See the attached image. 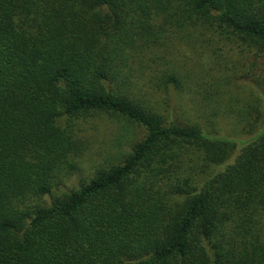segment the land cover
<instances>
[{
    "label": "trees",
    "instance_id": "trees-1",
    "mask_svg": "<svg viewBox=\"0 0 264 264\" xmlns=\"http://www.w3.org/2000/svg\"><path fill=\"white\" fill-rule=\"evenodd\" d=\"M104 118L138 131L70 185ZM0 264H264V0H0Z\"/></svg>",
    "mask_w": 264,
    "mask_h": 264
},
{
    "label": "rangeland",
    "instance_id": "rangeland-1",
    "mask_svg": "<svg viewBox=\"0 0 264 264\" xmlns=\"http://www.w3.org/2000/svg\"><path fill=\"white\" fill-rule=\"evenodd\" d=\"M182 53L183 61L189 63V71L192 72L189 77L192 78L193 82H198L203 75L205 76L206 72V69H201L198 65V62H200V53L193 52V50L186 47L183 48ZM236 61L239 64H236L232 73H235L239 77V85H241L240 89L243 93L242 97L245 100L247 98V78L243 75H245L247 71V60L238 61L237 59ZM191 63H193L194 66H191ZM169 91V94L159 93V95H157L158 103L162 105L163 111L166 110L168 114L178 117L185 113L188 116L191 114L194 118H198L206 125L208 120L204 115L198 116L197 113L201 104L198 95L185 94L180 98L178 94L175 95L176 89H170ZM164 99H167L166 106L163 105ZM233 121H235L233 116H231L230 119H220V127L218 128L219 133L232 138H237L239 136L240 138H245V134L236 130V125ZM85 129L84 138L87 142V149L81 158L82 172L80 175H76L70 180V185H78L80 179L83 177L88 180L91 176L90 173L106 165L112 156H116L119 152L129 149L130 141L134 137L133 133L138 131V129L134 128L130 131L125 130L119 122H110L107 119H94L93 122L86 124ZM116 158L117 157H113V159Z\"/></svg>",
    "mask_w": 264,
    "mask_h": 264
}]
</instances>
